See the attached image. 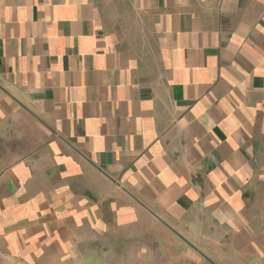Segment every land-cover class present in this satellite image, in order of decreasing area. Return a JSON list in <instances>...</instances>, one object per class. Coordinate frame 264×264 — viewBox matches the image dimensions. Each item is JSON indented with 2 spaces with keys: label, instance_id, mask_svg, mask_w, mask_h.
Wrapping results in <instances>:
<instances>
[{
  "label": "crops",
  "instance_id": "crops-1",
  "mask_svg": "<svg viewBox=\"0 0 264 264\" xmlns=\"http://www.w3.org/2000/svg\"><path fill=\"white\" fill-rule=\"evenodd\" d=\"M0 264H264V0H0Z\"/></svg>",
  "mask_w": 264,
  "mask_h": 264
}]
</instances>
